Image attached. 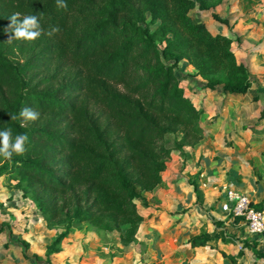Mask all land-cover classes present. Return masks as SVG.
Here are the masks:
<instances>
[{"label":"trees","instance_id":"1","mask_svg":"<svg viewBox=\"0 0 264 264\" xmlns=\"http://www.w3.org/2000/svg\"><path fill=\"white\" fill-rule=\"evenodd\" d=\"M223 1L66 0L58 10L55 0H0V130L29 137L23 155L0 158V178L17 181L49 229L62 227L46 248L48 259L83 224L118 233L124 247L137 242L144 194L163 184L174 151L183 154L204 138L203 110L176 75L182 61L196 69L204 89L250 91L253 79L233 39L190 15ZM14 12L42 13L45 31L50 25L62 31L7 44ZM26 106L41 115L21 127L10 116ZM194 190L200 198L196 184ZM224 238L219 230L203 232L189 245L216 248ZM253 253L264 261V250Z\"/></svg>","mask_w":264,"mask_h":264},{"label":"crops","instance_id":"2","mask_svg":"<svg viewBox=\"0 0 264 264\" xmlns=\"http://www.w3.org/2000/svg\"><path fill=\"white\" fill-rule=\"evenodd\" d=\"M210 12L227 19V24L212 16L202 23L214 34L233 39V50L248 68L253 85L246 94L204 89L196 69L187 61L180 63V70L190 74L181 85L191 87L186 95L203 110L204 138L196 147H186L183 154L174 151L162 173L163 184L144 195L147 206H138L144 221L137 239L163 256L166 253L152 245L171 241L176 251H184L190 264H264L253 253V248L264 250V234L251 236L242 220L230 218L221 208L222 187L229 185L264 210V0H224ZM216 230L225 236L216 248L189 245L192 236ZM243 242L250 247H243ZM20 251H0V264H27Z\"/></svg>","mask_w":264,"mask_h":264},{"label":"rangeland","instance_id":"3","mask_svg":"<svg viewBox=\"0 0 264 264\" xmlns=\"http://www.w3.org/2000/svg\"><path fill=\"white\" fill-rule=\"evenodd\" d=\"M210 11L195 8L190 15L196 22H209ZM177 70L176 75L183 84L190 74L180 68ZM185 88L191 90L190 86ZM173 139L170 136L169 144ZM0 205V251L20 249V258L27 264H190L184 251H176L171 241L152 245L163 250L166 253L163 256L162 252H151L149 245L138 239L124 247L118 233L100 232L88 224L76 227L63 242L65 255L48 259L46 248L63 232L62 227L49 229L35 203L24 196L17 181L9 177L0 178ZM139 206L142 208L141 202Z\"/></svg>","mask_w":264,"mask_h":264},{"label":"clouds","instance_id":"4","mask_svg":"<svg viewBox=\"0 0 264 264\" xmlns=\"http://www.w3.org/2000/svg\"><path fill=\"white\" fill-rule=\"evenodd\" d=\"M58 10L68 7L66 0H55ZM40 15H22L20 12H14L8 17L9 24L5 28L8 35L7 44L14 41H35L42 35L52 37L62 31L59 25H50L45 31L40 23ZM40 112L31 106H26L20 110L18 115H11V121H20V126L25 127L29 122H36L40 119ZM29 137L26 134L19 133L13 136L11 128L0 130V158L8 161L14 155H23L26 152V144Z\"/></svg>","mask_w":264,"mask_h":264},{"label":"built area","instance_id":"5","mask_svg":"<svg viewBox=\"0 0 264 264\" xmlns=\"http://www.w3.org/2000/svg\"><path fill=\"white\" fill-rule=\"evenodd\" d=\"M222 190L225 194L222 211L234 220H242L251 236L263 235L264 210L257 209L249 196L239 193L229 185H224Z\"/></svg>","mask_w":264,"mask_h":264}]
</instances>
